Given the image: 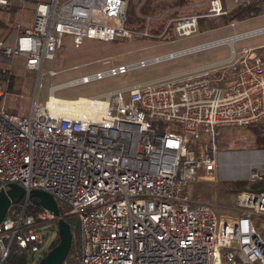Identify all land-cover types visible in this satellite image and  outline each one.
<instances>
[{"label": "built area", "instance_id": "1", "mask_svg": "<svg viewBox=\"0 0 264 264\" xmlns=\"http://www.w3.org/2000/svg\"><path fill=\"white\" fill-rule=\"evenodd\" d=\"M13 1L0 0V8ZM129 2L39 0L32 26L13 44L0 36V62L22 56L41 76L66 34L77 47L86 37H132ZM211 9L221 13V0ZM199 20L198 14L182 15L175 30L189 37ZM258 48L100 94H56L152 58L114 65L51 84L44 102L34 96L27 115L6 107L12 74L6 69L0 78V191L18 183L26 192L0 222V264H13V254L26 264L36 253L43 257L58 232L61 209L59 215L42 207L28 211L35 188L77 216L79 264H264V221L254 218L264 215V188L237 191L236 215L222 214L190 191L195 181L217 180L219 126L264 121V51ZM53 95L62 99L56 107L49 105ZM247 177L263 181L264 163Z\"/></svg>", "mask_w": 264, "mask_h": 264}, {"label": "rangeland", "instance_id": "2", "mask_svg": "<svg viewBox=\"0 0 264 264\" xmlns=\"http://www.w3.org/2000/svg\"><path fill=\"white\" fill-rule=\"evenodd\" d=\"M37 1L39 0H14L10 9L0 8L2 28L10 31L6 37L8 42L13 43L17 34L28 26ZM212 2L213 0H130L131 17L135 19L139 17L138 21L129 26L136 30L132 37L111 41L86 37L77 47L74 45L72 35L66 34L56 56L44 62V74L41 76L36 70L27 69L22 56L12 60L4 57L3 61L16 73L12 76L11 92L6 99L8 111L21 115L29 114L34 96H37L39 102H44L50 92L51 84L79 78L114 65L154 58L174 52L173 49L192 42L213 41L264 27V0L258 1L261 7L259 14L229 22H225L223 18L226 14L225 9L236 6V0H221V13L211 9ZM187 14L213 18L220 25L213 28H208V25L203 28L199 26L194 35L181 37L175 30L174 22L178 17ZM148 16L152 18L149 22L151 34L145 35L142 31L146 28ZM174 39L175 41H170ZM249 46H260L258 50L264 51V31L239 38L234 41L233 46L228 42L217 44L137 66L125 73L108 75L87 83L66 85L57 88L56 94L67 98L100 94L178 70L219 61L228 58L233 51ZM49 69H56L57 74L50 76ZM259 128H264V121L250 125H224L217 128L216 142L219 150L217 180L195 181L190 186L193 196L214 204L224 215L238 213L237 191L230 190L228 182L244 179L246 185H249L247 176L250 168L264 163V142L258 138ZM254 218L264 221V215H256ZM53 233L49 234L47 242L51 240ZM40 257L39 253L34 254V260L29 261V264L38 263ZM76 258L79 264L80 257Z\"/></svg>", "mask_w": 264, "mask_h": 264}, {"label": "water", "instance_id": "3", "mask_svg": "<svg viewBox=\"0 0 264 264\" xmlns=\"http://www.w3.org/2000/svg\"><path fill=\"white\" fill-rule=\"evenodd\" d=\"M263 31L264 27L239 34H234L228 37H224L222 39L205 42L199 45L163 54L158 57H154L148 60L147 62L152 63L159 60H164L166 58L185 54L188 52H193L202 48L226 42L230 43L233 46L235 40ZM25 192V188L18 183H9L6 188H3L0 191V222L5 218L12 204L19 202ZM30 195L32 197L33 203L37 206L42 208H48L57 215L60 214L59 204L50 192L43 189L35 188L30 191ZM58 234L60 237V241L58 242V244L51 248L43 257H41L37 264H62L65 261L72 246L73 232L70 224L62 217L58 219Z\"/></svg>", "mask_w": 264, "mask_h": 264}, {"label": "trees", "instance_id": "4", "mask_svg": "<svg viewBox=\"0 0 264 264\" xmlns=\"http://www.w3.org/2000/svg\"><path fill=\"white\" fill-rule=\"evenodd\" d=\"M258 1L259 0H242L240 2H237V5L234 6L233 8L228 9V10L225 9L226 14L223 16V18L225 19V22H229V21L235 20V19H245V18H249V17H252L254 15L259 14L261 7L259 6ZM129 6H130V4H129ZM136 20L138 21L139 17L137 16V19H135L134 17H131L130 8L128 7L127 25L130 26L133 22H136ZM199 21H200V26L202 28L206 25H208V28H213V27H217L220 25V23H217L213 18H207L206 16H202ZM3 75H4V72L0 71V78ZM258 130H259L258 131V133H259L258 138H259V140L264 142V128H259ZM246 183L247 182L244 179H242V180H230L228 182V187L232 191H239L242 189L258 190V189L264 188V180L263 181H257V182H250L249 185L248 184L246 185ZM248 183H249V181H248ZM39 208L40 207H38L37 205L32 204L31 208H29L28 211H34V210H37ZM60 209L64 213V219L70 224L72 232H73L72 246H71L70 252H69L67 258L65 259V261L63 262V264H76V262L78 264L76 257L79 256L80 249H81L78 218L76 215L66 214L65 210L63 209L62 206ZM59 241H60V237H59V234L57 232L52 244L49 247V250L51 248H53L55 245H57ZM10 259L12 260L13 264H26V260H25L24 256L13 254Z\"/></svg>", "mask_w": 264, "mask_h": 264}, {"label": "crops", "instance_id": "5", "mask_svg": "<svg viewBox=\"0 0 264 264\" xmlns=\"http://www.w3.org/2000/svg\"><path fill=\"white\" fill-rule=\"evenodd\" d=\"M13 5V4H12ZM12 7V6H11ZM10 9V8H9ZM34 16H35V10H34V13H33V15L31 16V18H30V21L28 22V26H25V28L24 29H22L20 32H22L23 30H25L26 28H29V27H31L32 26V24H33V21H34ZM2 24L3 23H0V36L1 37H3L6 41H7V39H6V37H7V35L10 33V31L9 30H5V29H3L2 28ZM257 29V28H256ZM19 32V33H20ZM18 33V34H19ZM6 34V35H5ZM17 34V35H18ZM194 35V34H193ZM190 37V36H189ZM16 38V37H15ZM170 41H175V39L174 40H170ZM207 41H209V40H205V41H196V42H192V43H189V44H187V45H184V46H182V47H178V48H176V49H173L172 51H177V50H180V49H185V48H188V47H191V46H195V45H198V44H201V43H204V42H207ZM8 42V41H7ZM15 42V41H14ZM13 42V43H14ZM10 43V42H9ZM13 43H11V44H13ZM157 57V56H156ZM226 59V58H225ZM221 60H224V59H221ZM205 64H208V63H205ZM205 64H202V65H205ZM202 65H199V66H202ZM27 67V66H26ZM195 67H198V66H195ZM195 67H191V68H195ZM191 68H186V69H182V70H178V71H175V72H172V73H169V74H166V75H170V74H173V73H176V72H179V71H183V70H187V69H191ZM6 69H10L11 71H12V69H11V67L10 66H8V64L5 62V61H1L0 62V71H2V72H4V75H5V70ZM28 69V68H27ZM14 74H16V73H14L13 71H12V74H11V77H10V83H9V94H10V92H11V88H12V76L14 75ZM163 76H165V75H163ZM64 82H68V81H64ZM60 83H62V82H60Z\"/></svg>", "mask_w": 264, "mask_h": 264}, {"label": "bare ground", "instance_id": "6", "mask_svg": "<svg viewBox=\"0 0 264 264\" xmlns=\"http://www.w3.org/2000/svg\"><path fill=\"white\" fill-rule=\"evenodd\" d=\"M263 28V27H261ZM259 29V28H258ZM62 99H60L59 97H57V95H53L52 99L50 100L49 105L52 107H56V104L61 101Z\"/></svg>", "mask_w": 264, "mask_h": 264}]
</instances>
